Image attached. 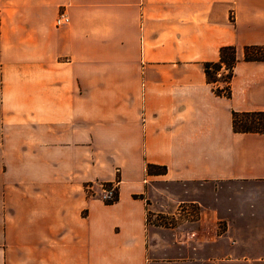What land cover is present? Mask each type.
Here are the masks:
<instances>
[{
  "label": "crops",
  "instance_id": "0c3cea01",
  "mask_svg": "<svg viewBox=\"0 0 264 264\" xmlns=\"http://www.w3.org/2000/svg\"><path fill=\"white\" fill-rule=\"evenodd\" d=\"M225 45L229 98L203 70ZM246 45L264 46V0H0V264H166L152 178L251 188L213 213L264 261V133L232 129L233 111H264ZM112 182L113 203L86 189Z\"/></svg>",
  "mask_w": 264,
  "mask_h": 264
},
{
  "label": "rangeland",
  "instance_id": "374dc122",
  "mask_svg": "<svg viewBox=\"0 0 264 264\" xmlns=\"http://www.w3.org/2000/svg\"><path fill=\"white\" fill-rule=\"evenodd\" d=\"M217 84L223 85L221 82ZM160 171L159 167L152 169L153 173ZM146 190L150 204L146 223L148 229L156 231L159 263L170 264L168 258L182 255L189 257L183 264H264V261H253L246 255V249L251 246L245 242L251 240V231L240 227L226 229L225 219L219 221L213 213L216 210L220 216L216 206L227 212L229 200L235 199L238 192L245 194L248 190L250 193L251 188L152 178L146 181ZM200 209L206 210L204 221ZM193 246L196 249L193 250ZM196 257L202 259L196 260Z\"/></svg>",
  "mask_w": 264,
  "mask_h": 264
},
{
  "label": "trees",
  "instance_id": "16d2710c",
  "mask_svg": "<svg viewBox=\"0 0 264 264\" xmlns=\"http://www.w3.org/2000/svg\"><path fill=\"white\" fill-rule=\"evenodd\" d=\"M243 59L247 61L264 60V46H244ZM237 60L236 47L233 45H225L220 47L217 61L205 62L203 64L206 80L212 86V90L216 95L226 98L231 96V81ZM220 82L223 83V85L217 84ZM232 129L234 132L238 133H264V111H233ZM158 167L161 168L162 171L153 173L152 169ZM146 169L150 174L165 173L164 166L147 164ZM104 184L109 185L110 183ZM117 198L118 193L116 192V200Z\"/></svg>",
  "mask_w": 264,
  "mask_h": 264
},
{
  "label": "built area",
  "instance_id": "2783aa9c",
  "mask_svg": "<svg viewBox=\"0 0 264 264\" xmlns=\"http://www.w3.org/2000/svg\"><path fill=\"white\" fill-rule=\"evenodd\" d=\"M67 23H69V17L65 12L61 11L55 19V25L63 26ZM94 186V184L86 186V189L89 191L90 195L100 199L105 203L115 202L117 192L116 182H112L109 185H106L104 183L96 184V189L94 188Z\"/></svg>",
  "mask_w": 264,
  "mask_h": 264
}]
</instances>
